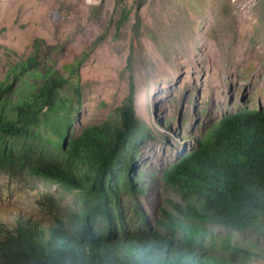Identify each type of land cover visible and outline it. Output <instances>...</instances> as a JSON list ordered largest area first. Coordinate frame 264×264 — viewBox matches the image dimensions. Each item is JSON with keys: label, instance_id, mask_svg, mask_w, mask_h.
<instances>
[{"label": "rangeland", "instance_id": "obj_1", "mask_svg": "<svg viewBox=\"0 0 264 264\" xmlns=\"http://www.w3.org/2000/svg\"><path fill=\"white\" fill-rule=\"evenodd\" d=\"M123 6L128 19L117 30ZM85 51L69 135L116 116L131 84L134 112L151 129L137 158L139 174L131 175L135 186H147L136 198L127 190L121 195L125 223L139 232L136 208L153 226L162 207L171 209L162 169L223 114L264 107V0H0V81H12L9 70L32 53L62 68ZM41 81L28 75L14 82L11 103ZM81 204L78 194L25 166L0 167V225L12 227L27 214L68 221ZM201 223L205 245L223 247L209 252L244 248L247 264H264V230Z\"/></svg>", "mask_w": 264, "mask_h": 264}, {"label": "trees", "instance_id": "obj_2", "mask_svg": "<svg viewBox=\"0 0 264 264\" xmlns=\"http://www.w3.org/2000/svg\"><path fill=\"white\" fill-rule=\"evenodd\" d=\"M128 12L123 6L117 30ZM87 53L62 68L32 53L9 70L12 81H0V167L25 166L82 200L68 221L27 214L12 227L1 224L0 264H247L244 248L231 255L209 252L223 247L205 245L209 236L201 222L236 232L264 230V107L223 114L162 169L171 209L162 207L153 226L136 208L134 232L125 223L121 195L127 190L136 198L147 186H135L131 175L151 129L134 112L131 84L116 116L69 135ZM28 75L42 81L11 103L14 82Z\"/></svg>", "mask_w": 264, "mask_h": 264}]
</instances>
